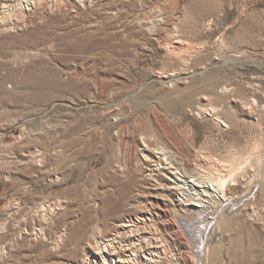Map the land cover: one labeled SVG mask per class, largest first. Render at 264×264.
Here are the masks:
<instances>
[{"label":"rangeland","instance_id":"rangeland-1","mask_svg":"<svg viewBox=\"0 0 264 264\" xmlns=\"http://www.w3.org/2000/svg\"><path fill=\"white\" fill-rule=\"evenodd\" d=\"M110 238L264 264V0H0V264H111Z\"/></svg>","mask_w":264,"mask_h":264},{"label":"bare ground","instance_id":"bare-ground-1","mask_svg":"<svg viewBox=\"0 0 264 264\" xmlns=\"http://www.w3.org/2000/svg\"><path fill=\"white\" fill-rule=\"evenodd\" d=\"M254 189V187L251 189V191ZM251 191H250V193H251ZM224 192V191H223ZM249 193V194H250ZM223 196L226 198V200L225 201H234L235 199V197H233V196H231L230 194H226V192H224L223 193ZM244 198H245V196H244ZM253 199H255V197H253ZM225 201H221L220 202V206L218 207V208H220L221 206H222V210H221V212L220 213H222L223 212V204H224V202ZM232 206H234V205H232ZM246 206V205H245ZM247 206H248V204H247ZM217 210H220V209H217ZM226 210V209H225ZM218 212V211H217ZM217 212H215V213H217ZM219 213V214H220ZM213 216H214V214H213ZM230 221H231V218H224V216L222 217V218H218L217 219V222H216V226H218V229H220V228H222V225L223 226H228L229 224H230ZM206 231H207V229L205 230V231H203L202 232V235H204L205 233H206ZM207 240V239H206ZM208 246H209V248H208ZM207 254H209V252L211 253L212 252V254L214 255V256H216V254L218 253V251H219V246L216 244V242H215V238H214V236H211V239H210V237H209V239H208V242H207ZM205 251V252H206Z\"/></svg>","mask_w":264,"mask_h":264},{"label":"built area","instance_id":"built-area-1","mask_svg":"<svg viewBox=\"0 0 264 264\" xmlns=\"http://www.w3.org/2000/svg\"><path fill=\"white\" fill-rule=\"evenodd\" d=\"M105 242H107V243H101V245L102 244L104 245V244H109L110 243L109 247L106 245V249H105L104 252L107 254V256L109 258H113L111 264H123V263H121L123 256L121 254L122 253L121 252L122 249L120 248V246H118L119 247V254L117 255L116 258L115 257H110V255H109L110 248H112V250H113L112 253H115L116 252L115 249H114V246L117 244V240H113V239L110 238V239H108V241H105ZM111 244H113V245H111Z\"/></svg>","mask_w":264,"mask_h":264}]
</instances>
